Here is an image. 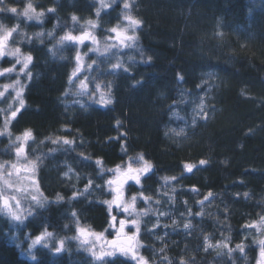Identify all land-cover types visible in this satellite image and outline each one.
Masks as SVG:
<instances>
[{"label": "trees", "instance_id": "1", "mask_svg": "<svg viewBox=\"0 0 264 264\" xmlns=\"http://www.w3.org/2000/svg\"><path fill=\"white\" fill-rule=\"evenodd\" d=\"M103 2L110 6L101 8V0H3L0 5L17 9V14L0 11V24L18 25L10 48L33 57L32 79L19 77L26 84L24 108L11 121L12 135L0 136V162H16L19 142L15 137L31 129L33 139L24 146V155L35 161L38 187L47 201L38 207L23 198L22 204L32 212L23 223L0 212V264H100L77 251L71 212L77 213L81 226L104 231L109 220L104 202L115 195L106 180L117 175L108 170L119 166L123 171L129 164L139 169L145 161L152 169L141 185L129 181L124 187L125 200L138 197L134 212L144 245L139 254L152 264H161L160 249L166 243L163 254L173 261L182 257L185 264H257L264 229L244 225L264 217V0H127L129 9L123 8L125 0ZM29 3L44 13L40 21L20 15ZM122 13L142 22L132 48L101 56L88 51L90 40L82 46L59 43L65 34L87 31L101 47L106 37L114 35L110 28L124 26ZM36 33L43 35L38 38ZM77 50L82 55L87 52L82 70L90 82L88 91L99 82L105 96L111 95V104L102 106L96 102L99 93L81 96L74 83L69 86ZM117 51L127 72L111 68L112 53ZM13 63L14 58L4 57L0 68ZM16 68L19 71L20 66ZM209 72L214 76L208 78ZM16 78L14 73L11 79L3 77L0 85ZM204 92L207 118L197 119L177 135L180 130L175 128L173 113L190 117L195 104L204 100ZM2 108L7 104L0 102ZM56 136L73 143L52 144L47 139ZM202 159L205 165H200ZM96 160L102 161L104 172L98 170ZM185 163L194 165L189 175L183 169ZM165 177L176 179L166 183ZM89 179L92 185L84 192ZM0 187L5 196L10 193L11 188L1 181ZM141 191L148 201L139 199ZM74 192L78 195L73 200ZM209 192L211 203L204 201L201 206L198 201ZM57 193L63 195L62 201H56ZM199 211L202 216L196 215ZM157 219L160 227L148 231ZM188 222L192 227L186 230ZM45 229L53 237L47 247L31 249L33 259L28 255L29 245ZM205 236L221 246L204 251ZM61 239L66 248L57 252ZM223 242L229 244L230 252ZM106 260L108 264H135L118 252Z\"/></svg>", "mask_w": 264, "mask_h": 264}, {"label": "snow or ice", "instance_id": "2", "mask_svg": "<svg viewBox=\"0 0 264 264\" xmlns=\"http://www.w3.org/2000/svg\"><path fill=\"white\" fill-rule=\"evenodd\" d=\"M3 4V0H0V5ZM110 5L105 4L103 0H101V8H107ZM131 7L130 3L125 0L123 3L124 9H129ZM0 11H9L13 14H17V9L15 7L7 8L4 6H0ZM49 12L54 11V9H48ZM97 16L100 15V9L98 8L96 10ZM23 17L27 18L28 20L36 19L37 21H40L41 17L44 15L43 12H36V10L33 8L32 4L29 3L27 7L24 9L23 13H20ZM125 20L128 21V25L125 28H121L120 25H117L116 27L110 28L108 31L114 35L106 37L107 40L112 41L111 44H105L103 47L99 46V41L90 33V32H82L80 35H72L70 33L65 34L60 38L59 43H63L65 41L72 42L76 45H84L85 41L90 40L93 47L89 48L88 51L98 53L101 56H104L105 54L111 52L113 48L120 50L123 48H132L136 45L137 37L135 35L136 29L141 27L142 22L136 18H134L130 13H122ZM73 21L77 20V17L73 16ZM90 25L95 27V23L92 21L88 22ZM17 26L12 28H7L3 24H0V60H3L5 56L13 57L14 63L12 67L9 68H0V77H6L8 79H11V74L16 75V79L12 81L11 83H4L0 85V102H3L7 104V108L0 109V117L3 118V128L0 129V136L8 135L11 136L12 133L9 130L10 124L12 120H15L18 113L21 111V109L24 108V99H23V91L26 87V84H22L19 77L24 76L27 80L32 79V74L29 69V65L32 63L33 57L31 54H23L21 53L19 48L11 49L7 47V42L12 38L13 32H16ZM129 28L132 30V33L129 34ZM43 35V33H36V36L39 38ZM48 36L51 37L52 33H48ZM87 55V52H85L83 55L80 53L79 50L76 52L75 56V62L76 66L73 69V72L69 76V86L71 87L73 85V81L75 80L78 85V95H88L90 98L94 96L96 93H99V99L96 101L98 104L102 106H107L108 104L112 103V97L111 95L105 96V93L101 91V84L99 82L95 83L92 86V91L89 92V81L87 76L83 78H79L78 76L81 73L82 69H84V56ZM143 55V53H141ZM112 57L115 58V62L111 64V68L115 70L123 69L124 72L128 71L127 67H124L123 62L119 59V51L112 53ZM131 59V57H129ZM150 60V58H149ZM148 60L145 61L147 63ZM95 61H92V63H89L87 65V69H92V64H94ZM16 65H19V71H17ZM214 72L208 73V78H211L214 76ZM179 80H182V76H178ZM110 85H104V88L110 89ZM12 89V92H9V89ZM11 101V102H10ZM83 107V105H81ZM197 109H194V112L197 113V115H200L202 118H207V113L205 111V104L204 101L201 100L199 105L197 106ZM174 116H177L176 113H173ZM177 118H179L177 116ZM119 121H117V126H119ZM193 124L196 123L195 119L192 121ZM175 131V130H173ZM183 129L180 130L179 133H176L177 135L182 134ZM33 139V132L31 129H26L22 132V134L15 137V141L19 142L18 146L16 148V162H0V181H3L5 185L8 186V188H12V185L9 183L8 179H5V177H11L13 174L19 175V173L22 171L18 167V164L21 163L22 155L25 151L24 146L27 144L29 140ZM52 144H61V145H71L73 142L67 138L63 137H48L47 138ZM39 159V158H37ZM140 159H143V156H140ZM24 163L26 165V169H35L36 163L35 161L27 160L26 157H24ZM200 165H205L207 163L206 160H200ZM95 165L98 168V170L102 173L105 171V169L102 167V161L96 160ZM194 165L185 163L183 165L184 171L191 173L193 171ZM25 169V170H26ZM152 165L150 162L144 163L143 168H133L130 164L128 165L126 170H121L119 166L116 169H109L108 171H115L117 175L115 178L107 179L106 184L108 186V190L110 192H114L115 195L112 199L106 200L104 203L107 206V209L109 210V220L107 227L104 229V231L96 232L91 230L90 228H85L80 225V222L77 218V213L75 211L71 212V216L76 224V232L77 235L73 237V239L80 240L82 244H89L91 243V247L87 248L86 251H90L94 258L100 262V264H108V261L105 259V257H113L118 252L120 255L128 257L129 259L135 261V264H152V261H150L145 256L139 254V249L144 247V245L141 243L139 236L141 232V226L139 222V217L137 216L135 219L132 218L133 213L132 209L135 208L136 201L138 199L137 195H131V197L128 200L124 199V187L128 184L129 181L134 182V185H141V175L146 174L147 172L151 171ZM71 173V168L69 167L68 171L64 173V175L67 177ZM165 182L167 183L169 179L175 180L176 177H165ZM33 184H35V181H33ZM92 185V180L89 179L87 182V185L84 188V192L88 191V188ZM132 185H129V190H131ZM14 192H22L23 188H17L13 190ZM175 191V189H173ZM191 191L198 192L197 189L192 188ZM31 196V199L36 202V205L38 207H43L44 203H46V198L43 196V193L40 192V189L38 187L35 188V191L32 193H29ZM78 193L74 192L71 199H76ZM244 195L247 197V193H244ZM39 197V199H38ZM210 197H212V193L209 192L206 196H204V199L202 201H198V203L203 206L204 201H208L211 203ZM56 201H62L64 199L63 195L57 193ZM139 199L143 200L144 202L148 201V197H145L143 195V192H140ZM170 201L174 200V197L169 198ZM185 203H187L185 201ZM116 209V214H113V209ZM20 210V199L17 198L16 195H14L12 192H10L7 196L4 195L3 191H0V211L5 212L9 216L10 219L13 221H17L20 223H23V220L26 217H22L19 214ZM188 215L191 216V210L188 209ZM28 216L32 215L31 210L29 209ZM196 215H203L202 211L197 212ZM123 216V218H121ZM128 217H131L129 219ZM175 222V221H173ZM167 225H165L166 227ZM160 227V221L157 219L156 223L153 225V229H148V231H153L154 228ZM192 225L190 222L184 224V228L186 230L191 229ZM244 228H252L257 231H260L264 229V217H261L257 221H253L251 224L247 223L244 225ZM134 229V231H132ZM105 233H108V235H114V239H108ZM167 235V233H165ZM53 233L47 231V229L43 230L40 235H37L34 239L31 240V244L29 245V253L28 255L35 259L34 254L32 253L31 249L34 248L38 244H43L45 247L48 246L49 241L52 239ZM91 238V240H90ZM158 239H162L158 236ZM204 251H207L209 248L213 247H220L221 242L217 243L216 245H213L210 242L209 237L205 236L204 238ZM99 243L100 247L97 250L95 248V245ZM260 249H259V259L257 260V264H264V240L260 241ZM64 240H59V246L57 247V252H60L63 250ZM223 246L228 249L230 252L232 249L229 247V244L227 242H223ZM166 247V243H162L160 253H161V264H185V260L181 257L176 259L175 261L169 259L166 255H164V248ZM237 248H240L241 251H243V247L241 244L236 245ZM152 251H155L154 249ZM23 254V253H22Z\"/></svg>", "mask_w": 264, "mask_h": 264}, {"label": "rangeland", "instance_id": "3", "mask_svg": "<svg viewBox=\"0 0 264 264\" xmlns=\"http://www.w3.org/2000/svg\"><path fill=\"white\" fill-rule=\"evenodd\" d=\"M125 24H124V26L122 27V29L123 28H125V27H127V25H128V21L127 20H125V22H124ZM129 34H131L132 33V30L129 28ZM87 41H85V43H86ZM112 43V41H110V40H107L106 42H104V45L105 44H111ZM103 45V46H104ZM100 46V45H99ZM103 46H101V47H103ZM7 47L8 48H10V46H9V40H8V42H7ZM91 47H93V45L91 44ZM123 49H127V48H123ZM112 50H115V48H113ZM111 50V51H112ZM122 50V49H121ZM110 53V52H109ZM5 57H7V56H5ZM85 57L86 56H84V61H85ZM13 58V57H12ZM84 61H83V63H84ZM29 67H30V65H29ZM83 70L81 71V73L79 74V76H78V79L79 78H83ZM1 78H3V77H0V79ZM73 83H74V88H76L77 90V92H78V85H77V83H76V81L74 80L73 81ZM12 89L10 88L9 89V91H11ZM205 94H207V92H204L202 95V99H204L203 101H204V104L206 103V96H205ZM200 103V102H199ZM199 104H195V106L193 107V110H192V112L190 113V117H185V116H183V115H181V114H178L177 116L179 117V118H177V116H175V123H177V126L175 127L177 130L179 129V130H181V129H183L184 131H187L188 130V128L192 125V121H193V119H195V121L197 120V119H199V118H202L200 115H197V113L196 112H194V109H197V111H198V108H197V106H198ZM205 111H206V108H205ZM178 123H179V125H178ZM24 157H26L25 155H24V153H23V155H22V158H21V163L20 164H18V167L20 168V169H22V171L19 173V175H17V174H13V176H11V177H5V179H8V181H9V183L12 185V188L9 190L10 192H11V190H14V189H17V188H23V191L22 192H14V195H16L17 196V198L18 199H20V210H19V214L23 217H25V216H27V213H28V211H29V207H27L26 205H24V204H22V199L24 198V199H31V196L29 195V193H32V192H34L35 191V188L36 187H38V182H37V179H36V168L35 169H30V168H27L26 169V165H25V163H24ZM144 167V166H143ZM142 167V168H143ZM26 169V170H25ZM148 173V172H147ZM146 173V174H147ZM146 174H142L141 175V179L143 178V176L144 175H146ZM33 181H35V184H33ZM2 183H3V181H1ZM4 184V183H3ZM133 184H134V182H133ZM5 185V184H4ZM7 186V185H6ZM8 187V186H7ZM39 188V187H38ZM0 191H2V189H1V187H0ZM127 192H126V190H124V198H126V196H127V194H126ZM38 199H39V197H38ZM31 201H33L32 199H31ZM135 207H136V204H135ZM132 211V213H133V216H132V218L133 219H135V208L134 209H132L131 210ZM3 215H5L7 218H9V216L7 215V214H5V212H2V211H0ZM129 219H131V217H128ZM17 222V221H16ZM133 231H134V229H132ZM77 235V234H76ZM106 236H107V234H105ZM107 238H108V236H107ZM109 239V238H108ZM112 239H114V235H113V238ZM90 240H91V238H90ZM72 242H74V243H76V246H77V251L78 252H83V253H85V254H87V255H90L92 258H94V256L92 255V253L90 252V251H86V249L87 248H90L92 245H91V243H89V244H82L81 242H80V240H77V239H72ZM40 245H43V244H38V245H36V246H40ZM59 246V242H58V244H57V246L56 247H58ZM67 246H68V244H67ZM69 247V246H68ZM99 247H100V244L99 243H97L96 245H95V248L98 250L99 249ZM64 248H66L65 247V243H64V245H63V249ZM119 254V253H118ZM116 255H117V253H116ZM115 255V256H116ZM106 258H111V257H105V259Z\"/></svg>", "mask_w": 264, "mask_h": 264}, {"label": "water", "instance_id": "4", "mask_svg": "<svg viewBox=\"0 0 264 264\" xmlns=\"http://www.w3.org/2000/svg\"><path fill=\"white\" fill-rule=\"evenodd\" d=\"M190 173L187 172V175H189Z\"/></svg>", "mask_w": 264, "mask_h": 264}]
</instances>
